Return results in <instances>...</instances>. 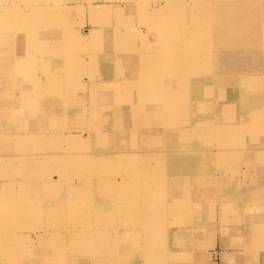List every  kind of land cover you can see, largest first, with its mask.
Instances as JSON below:
<instances>
[{
  "label": "rangeland",
  "instance_id": "rangeland-1",
  "mask_svg": "<svg viewBox=\"0 0 264 264\" xmlns=\"http://www.w3.org/2000/svg\"><path fill=\"white\" fill-rule=\"evenodd\" d=\"M179 1L0 0V17L5 20L14 16H4L3 10L22 15L26 9L32 12L44 7L51 12L42 16L47 20L24 22L26 27L16 26L27 30L26 35L33 39V46H25L24 53H32L37 58L31 69L33 78L39 76L33 80L37 87L32 88L34 94L28 100H19L18 90L13 89L19 80L29 87L20 66L14 64L13 68L5 69V59L15 49L16 37L10 30L13 28H0V95L6 99L2 108L8 109L11 105L15 109L12 114L16 113L0 115V264H200L201 255L207 254V250L213 251L214 257L217 231L201 227L199 211L201 206L215 210L223 183L211 186L207 181H215L207 180L206 172L216 179L217 172L227 171L235 164L237 157H232V152L236 147L235 151H239L247 140H264V33L261 30L264 0H183L193 18V26H187V56L199 61L193 68L182 71L167 63L169 56H174L177 32H171L170 28L178 26L180 17L173 13ZM97 4L107 5L110 15L94 17L92 10ZM139 4L141 9H146V14L156 9L161 11L162 15L157 18L163 27L149 30L139 22ZM64 8L69 13H62ZM164 27L170 38H165L162 44L163 38L154 42L166 54L163 65L167 71L160 70L159 65L144 68L114 59L120 55L131 56V50L143 55L144 51L138 48L141 49L144 39L147 44L154 43L151 36ZM94 29H99V33L88 38L87 30ZM3 35L10 36L3 38ZM118 49L123 50L117 52L119 55L115 52ZM21 54L19 50L17 62ZM204 68L208 80L204 79L203 85L192 86L194 81L189 79L190 75L198 73L200 77ZM177 73L186 79L179 85L181 95L176 97L177 102H183L171 113L160 109L163 100L153 103L155 100L149 98L145 102L133 97L131 90H121L120 84L130 87L132 81L144 83L146 78H160L163 83V74L176 77ZM45 74L55 75V84L64 92L41 101L44 83L52 80L45 78ZM102 76L106 79L100 81L105 85L94 86L100 85L101 82L95 81ZM106 82L120 87L117 90ZM145 91L155 90L145 86ZM102 93L107 94L104 100ZM225 101L233 105L224 116L220 108ZM95 111L113 112L112 115L119 117L118 124L113 128L101 124L100 120H94ZM211 117H219L231 132L225 140L215 137L209 145L193 147L189 144L190 135L196 136L194 133L206 128L203 126H213ZM239 127L242 132L238 131ZM206 130L210 132V128ZM50 132L59 139H48ZM23 137L28 139L24 141ZM183 140L185 144L178 145ZM219 146L218 154H206V150L210 152ZM116 149L124 151L119 153L117 159L121 162L115 161L116 164L123 170H134L139 176L136 184L133 183L137 197L130 191L128 196L125 191L109 194L110 187L102 182L107 177L120 178L116 173L121 171H117L118 166L110 158V152ZM72 153L86 155L79 172L66 165ZM193 153L199 161L194 168L190 165ZM44 157H53L48 168L44 166L47 160L42 161ZM97 171L101 175L96 179ZM191 171L197 178L199 192H194L184 180L190 177ZM91 177L95 180L91 188L81 187L73 192L76 184H91L88 182ZM145 180L152 186L149 199L139 196L144 190L140 183ZM106 185L108 188L101 192ZM95 195H99L96 207L93 206ZM13 201L27 204L26 209L33 213L19 214L16 211L19 207L5 212ZM83 203H91L92 213L102 216L100 222L92 221L91 225L88 220L92 213H80ZM131 204L133 208L138 207L133 209ZM195 208L197 213H193ZM143 210L147 212L145 223L139 219ZM84 216L87 220L81 221ZM215 220V217L209 220L211 226L216 225ZM97 224L104 230L97 231L101 239L95 245L96 241L87 237L95 230L85 226ZM122 227L129 229L122 230ZM145 230H154L155 238H150ZM95 249L109 250L104 256L90 255ZM127 255L133 262L125 259ZM135 259L139 262L135 263Z\"/></svg>",
  "mask_w": 264,
  "mask_h": 264
},
{
  "label": "bare ground",
  "instance_id": "bare-ground-1",
  "mask_svg": "<svg viewBox=\"0 0 264 264\" xmlns=\"http://www.w3.org/2000/svg\"><path fill=\"white\" fill-rule=\"evenodd\" d=\"M209 5H210V3H208V6ZM107 7H108L107 5H102V4L95 5L93 7L94 9L92 10V15L94 17H98L100 15H104V16L105 15L106 16L110 15V12H109L110 9H108ZM64 9L65 10H62V13H63V11L65 12V14L69 13L68 12L69 11L68 9H66V8H64ZM191 10H195V8H191ZM3 11H4V13H2V14H4V16H5V14H9V15L12 14L14 17L7 18L6 20L4 18L0 17V28H2V29H5L6 27L7 28L8 27L13 28V29H10V30H13L14 31L13 34L16 37L15 40H14L15 41L14 53H13V55H11V57L8 56V60L5 59V62L7 63L5 69L13 68L14 67V64H18L20 66L21 71H22L21 74H24L25 77H26V79H28V81H29V87H27L26 82L24 83L22 80L21 81L20 80L19 81H16L17 83L15 84V87H13V89L16 88L18 90V95H16V96H19L20 97L19 100L22 101V100H25L28 96L34 94L32 92V88H34V86L37 87V83L35 81H33V80H35L39 76H37L36 78L35 77L33 78L32 77L33 76L32 75V71H31V69L35 66L34 63H36V59L37 58L34 59L32 57V53L31 54L24 53V47L25 46H27V45L33 46V45H31L33 43V39H32L31 36H27L26 35L25 32L27 30L23 29L22 27L17 28L16 26H25L24 25V22L25 23H32L33 24L34 22H42L44 20H47V19H44L42 16L43 15H50L51 12H50V10H47L44 7L40 8V9H34V11H32V12H30V11H28V9H26V10L23 11L24 14H22V15L15 14V13H12V12H9L8 13L7 10H3ZM29 12L32 13V14L30 15ZM189 12L190 11L188 10L187 3L185 1H183V0L179 1V3L174 6V13H173V14L178 15L180 17V18H178V26H175L174 25V26H171V28H170L171 32H177V35H176L175 43L173 44L174 56L173 55L169 56V58H171L172 60L171 59L170 60H167V63L173 69L174 68H178V69H181V71L182 70H185V69H188L187 67L193 68V66L195 65V63H197V61H199V58H191L190 59V57L187 56V53H188V48H187L188 47V39L186 38V35H188L187 26H189V27H192L193 26V22H192V19L193 18L191 17L192 15L189 14ZM0 14H1V12H0ZM157 15L158 16L159 15H162V12L156 9V10H152L151 12H149V13L146 14V9H144V8L141 9V4H139V10H138V16L140 17V21L139 22H142V23L146 24L148 26L149 30H151V27L154 28L156 26H162V25H160L159 17L157 18ZM145 21L151 22V25L150 24H147ZM261 21H264V18H262ZM165 27H167V26H165ZM165 27H164V29H158V30H156V35L155 36H151V39L154 38L152 40L153 42L155 40L156 41H159V40H161L163 38L162 41H161V44H162V42L165 40V38H170L171 34H169V32L165 29ZM261 30L264 33V25L261 27ZM97 31H100V30L99 29L98 30L97 29L87 30L86 36L88 38L89 37H92V36L95 37L96 33H99ZM0 34H2V33H0ZM9 36L10 35H3V38L4 37H9ZM135 36H136V34H135ZM206 36H208V35H206ZM10 39H11V37H10ZM19 50L22 52V54L18 58V62H17L16 55L19 52ZM118 51H120L121 53L123 52L122 49H118L117 51H115L117 55H119L117 53ZM138 51H144V54L143 55H140L139 53H135L133 50H131V56L125 57L123 55H120V56H116L114 59H117V60L120 61V63H124L126 65L132 64V65H135L137 67H139V66L142 67L143 66L144 68H148V67H151V66L159 65L160 66V70L167 71L164 68L165 65H163V57H165L164 55H166V54L163 53V52H161V51H159V49H158V42H154L152 44H147L146 40L144 39V41L142 42V47H141V49L138 48ZM6 53L7 52H5V55H6ZM11 54H12V52H11ZM29 56H30V58H29ZM95 59H96V61L98 60L96 57H95ZM111 59H112V57H111ZM105 60L106 59L104 58L101 62H103ZM201 62H202V60H201ZM200 68L202 69V67H200ZM196 71H197V68H196ZM206 71H207V69L204 68V72H203L202 76H200V77H198V73H197L196 76L190 75V78L189 79L192 80V81H194V83H195V84L193 83L192 86L197 85L196 83H198L199 85H203V80L204 79L206 80L208 78L207 75H206V73H207ZM9 75L10 76H13L14 74H9ZM44 77L45 78H48V79H52V80L44 83V91L39 96V97H41L40 98L41 101L42 100H45V99H49L48 97H51L53 95H55V96L58 95L59 96V95H61L64 92L62 88L58 87V85L55 84V81L53 80V78H55V75H53V74H45ZM10 78H14V77H10ZM162 78L164 79L163 83L160 82V78H156L154 80L153 79L146 78L144 80V83L133 84V81H132L130 87L129 86L123 87L122 84H120L121 85V90L124 89V88H127V89L131 90L133 97H137L138 99H142L145 102L148 101L147 99H149V98H152L150 101L155 100L153 103H155L158 100L159 101H162L163 100L164 101V104L161 106L160 109L164 108V111H167L165 113H171L173 110H178L180 108V105L183 102V101L182 102H180V101L177 102L176 97L178 98L181 95V92H180V89H179V87H180L179 85H182L183 84V80H186V79H184V76L182 74H179V73H177V76L176 77L174 75L168 77L167 74H163L162 75ZM197 78H200L201 80L200 81H195ZM19 82H21V83H19ZM11 84H13V83H11ZM24 85H26V88L23 87ZM91 85H94V84H91ZM102 85H105V84H102V82H101L100 85H94V86H96V87L99 86L100 87ZM106 85H112L113 87L116 86L117 87V90L120 87V85H116L113 82H109V84H106ZM145 86H146V88H150V89L153 88L155 91H152V92L147 93L145 91ZM40 88H43V86L40 87ZM45 88H46V90H45ZM47 89H49V90H47ZM98 90H100V89L98 88ZM96 93H98V92L96 91ZM106 95L107 94H103L102 93V98H103L102 100L105 99ZM3 97H4L3 95L2 96L0 95V103L2 105V106L0 105V115H4V114L7 115V116H11L13 114L15 115L16 113H13L12 114V112H14L15 109L12 110L11 105L8 106V109L2 108L3 107L2 102H5L4 100H6ZM28 99L29 98H27L26 100H28ZM129 99H130V97H129ZM15 100H16V97L12 101H15ZM99 102H101V101H99ZM226 102L227 101L223 102L221 104V108H220L221 109V112H223V115L224 116H225V113L226 112H229L231 110V106L233 105L232 103L227 104ZM147 103H149V102H147ZM150 105L151 106H154L151 103H150ZM27 107H29V106H27ZM30 107H32V105H30ZM144 108L149 111V109L146 106H144ZM7 110H8V112H7ZM26 110L29 111L28 108H26ZM30 110H32V108H30ZM106 112L105 113H101V112L95 111V113H93L94 114V116H93L94 117V120H100V123L101 124L108 125V127L112 126V128H113V125H117L118 124L117 121L119 120V117L112 115L113 112L111 114L106 113ZM141 116L142 117H145L146 115L143 114ZM219 117L217 119H214L213 117L209 118V119L212 120L211 122L214 123L213 126H211V127H209V126H203V127H206V128H202V131H197L196 133H194L196 136L190 135L191 136L190 137L191 140L189 141V144H191L193 147H198V146H202V145H209L208 143H210L213 138L215 139V137H219L220 141L221 140H225L226 137H227V135H229V132H231V131L229 129H226L227 127H226L225 123H223V120H220ZM171 121H172V119L169 120V122H171ZM160 124L162 126V123L161 122H160ZM97 125H98V122H97ZM49 126H50V124H49ZM53 127H54V125H53ZM208 128H210V132L212 133V135L207 134V133H210L209 131L206 130ZM238 131L239 132H242V128L239 127L238 128ZM95 132L97 133L96 130H95ZM201 132H203V133H201ZM179 133H181V132H179ZM53 134L54 133L51 134V132L49 134H47L49 136L48 139H51V138H54V139H57L58 138L59 139L58 136H57V138L55 136L52 137ZM47 135H45V138L48 137ZM209 136H212V137L209 138V139H207ZM23 139H24V141H26L28 139V137H23ZM122 139H123V136H122ZM205 140H206V142H205ZM183 144H185L184 143V140L178 142V145H183ZM212 144H214V143H212ZM220 148H221L220 146L218 148L216 147L214 149L210 148L212 150H210V152H207V150H206V154H212L213 155V154H215V152H216V154H218L219 153V150L218 149H220ZM235 150L232 152V157H238L237 154H236V152H238V151H235ZM201 151L203 152V151H205V149H202V147H201ZM119 153H124V151L121 150V149H116V150L111 151L110 152V158L112 159V161H114L115 166H118V170L117 171L118 172L121 171L119 173H116L117 175H120V178L117 179V178L112 177V178L108 179V177H107L106 179L102 180V182L103 183H107L108 186L110 187L109 192H111V193H109V194H114L113 192H122V191H125L126 195L128 196V193H129L128 191H130L131 193H134V196L135 197H137V194L135 193L136 188L133 186V183L136 184L137 179H139V176L137 178L134 170H130V171L123 170L124 168H122L121 166L119 167V165L116 164L115 161H120L119 159H117V158H119ZM142 153L143 154H146L144 152H142ZM72 154H73V156L68 159L66 165H67L68 168L74 167V170H77V172H79L80 171L79 170L80 164L84 161V158L86 157V155H84V154H77V153H72ZM143 154H141V156ZM195 155L196 154L193 153L191 155L192 156L191 157L192 160H190V165L193 168H194L195 165H197L199 163V161L197 160V158L193 157ZM55 156H58V155H55ZM52 159H53V157H44L43 158L42 161H46L47 160V162H44V166H46V168L50 167V162L52 161ZM128 161H129V158L126 160V163ZM157 163H159L162 166L164 165L162 161H158ZM78 164H79V166H78ZM2 169H4V168L2 167L1 170ZM208 173H209V171L206 172L207 180L210 179L212 181H215V183H212L211 181H207V182L211 186H215V185L216 186H219L220 185L219 181L220 180L222 181V178L219 180V177H217L218 175H216V179H212V176L210 174H208ZM263 174L261 176H263ZM100 175H101V172L100 171L99 172L97 171L95 173L96 179L98 177H100ZM184 180L185 181H188L189 187L190 188L193 187L192 190L194 192H199L200 191V189H198L199 184L197 183V178H196V176H195V174H194L193 171H191L190 177H186ZM88 182L89 183L91 182V184L85 183V184H76V185H74L73 192H75L77 190H80L81 187H89V188H91L93 186V183L95 182V180H94V178L91 177ZM96 183H100V182L97 180ZM263 183H262V185H263ZM59 184H60V182H57V185L58 186H59ZM148 184H149V186H147ZM47 185H49V184L47 183ZM140 185L142 186V188L144 190L142 191V193L139 196L142 197V198H144V199L151 198V196H152V186L149 183V181L148 180H145V183L144 182H141ZM108 186L106 185V188L104 187L105 189H102L101 192H104L108 188ZM205 186L206 185H204V187ZM77 187H78V189H77ZM68 189L69 190H72V188H68ZM246 190L248 191V189H246ZM97 197H99V195H95L94 202H93V206L94 207L97 206V200H96ZM257 201H259V199H257ZM243 202H244V200H243ZM1 204L2 205H5V206H8V203L2 202ZM56 204L59 205L60 202H57ZM244 204H245V202H244ZM27 206L28 205L25 204V203H23V202L13 201V203H11L9 205L7 211H5V212H9L11 208L12 209H15L16 207H19V209H17L16 211H19L18 212L19 214H23V215H26L27 216V214H32L33 213V211L26 209ZM83 207L84 208L81 209L80 213L87 214V213H92L93 212L90 209L91 203H83ZM131 207L133 208L132 204H131ZM137 207H138V205H136V207L133 208V209H136ZM257 207H258V205H257ZM68 211L70 212V209ZM146 211H148V210H146ZM36 212H38V211H36ZM39 212H42V211H39ZM131 212H132V210H131ZM94 213L96 215H94L92 213L90 215L91 216V219L88 220L91 225H92V221L100 222L101 221L100 219H102V216H99L97 214V212H94ZM141 213H142L143 216L142 217L140 216L139 219L142 220L145 223L146 222L147 212H145L143 210ZM115 214H116V211H115ZM47 216H50V215H47ZM80 220L81 221L82 220L83 221H86L87 219L84 216V217H81ZM136 221L137 220H134V222H136ZM85 228L90 229V230H95L94 233H90L89 235H87V237H89V239H94V241H96L95 242V245H97V243L101 239V237L99 236V233L97 231L98 230H104L103 229V226L100 225V224H97V225H94V226L87 225V226H85ZM127 229H129V228L122 227V230H127ZM146 229H149V228H146ZM145 231L147 233H150L149 234V237L150 238H155V234L156 233H154L155 232L154 230L153 231L145 230ZM113 235L116 236L117 234L114 233ZM121 235H125V233H121ZM127 239H128V237L126 238L125 241H127ZM45 242H48V241H45ZM108 250L109 249H107L105 252H98L97 249H95L93 251V253L90 254V255H102V256H104V255H107L108 254ZM127 257H128V255L125 258L127 261L133 262V258H130L128 260ZM0 259H1V257H0ZM134 262L135 263H138L139 260L135 259ZM0 263H1V261H0Z\"/></svg>",
  "mask_w": 264,
  "mask_h": 264
},
{
  "label": "crops",
  "instance_id": "crops-1",
  "mask_svg": "<svg viewBox=\"0 0 264 264\" xmlns=\"http://www.w3.org/2000/svg\"><path fill=\"white\" fill-rule=\"evenodd\" d=\"M104 76L95 82L106 79ZM238 152L233 167L217 172L223 186L215 210L200 207L201 227L217 231L214 257L213 251L207 250L200 264H264V140H247ZM196 208L193 213H197ZM214 217L216 225L211 226L209 220Z\"/></svg>",
  "mask_w": 264,
  "mask_h": 264
}]
</instances>
